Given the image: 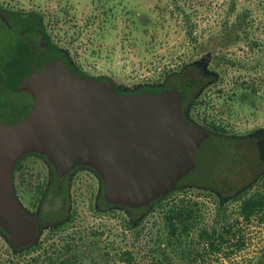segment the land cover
<instances>
[{
    "label": "rangeland",
    "instance_id": "rangeland-1",
    "mask_svg": "<svg viewBox=\"0 0 264 264\" xmlns=\"http://www.w3.org/2000/svg\"><path fill=\"white\" fill-rule=\"evenodd\" d=\"M232 3L233 0H0L6 10L41 13L48 34L66 50L71 63L93 78L113 80L123 93L164 84L165 75L170 71L191 61L207 60L217 81L197 91L199 104L192 107L190 116L198 115L201 122L196 124L206 131L207 126L211 127L210 123L215 122L222 128L217 132L242 144L244 151L240 149V154L233 157L226 146L219 148L207 140L202 143L196 168L174 190L177 199L191 195L200 201L204 211L202 224L189 237H181L183 247L202 244H198L201 225L213 220L218 208V196L212 190L190 184L199 183L195 180L225 183L227 179L226 183L242 187L245 184L243 176L248 182L253 181L263 165L256 156L255 138L253 142L249 137L264 130V11L260 9L259 0H237L235 11ZM243 12L250 14L247 13L246 22L241 23L238 16ZM237 35L240 40L235 38ZM10 37L0 20V63L14 45L15 39ZM222 37L232 40L228 42ZM252 41L253 47L249 44ZM256 88V93L251 92ZM27 104L23 92L0 98V121L16 120ZM204 119L206 121H202ZM239 161L241 164L237 165ZM50 171V163L41 155L25 156L15 168V192L29 212L41 214L47 209L57 212L61 208L64 196L53 199L47 190ZM46 190L47 198L44 196ZM65 197L67 209L58 216L63 220L67 218V222L56 228L52 223L59 217L44 220L38 238L41 247L29 255L21 254L16 257V262L49 264V257L57 250L66 259L72 258L86 247L85 244L97 240L117 251L130 247L136 254L135 264L155 262L153 252L158 238L167 231L162 221L165 208L149 214L137 230L126 229L124 219L127 214L119 208L106 206L103 184L99 176L88 169L75 173ZM172 201L173 198L169 205ZM51 203L54 206H49ZM41 205L42 210L39 209ZM238 205V202L230 204L227 213L230 219H235L237 212L234 209ZM235 225L237 236L245 239L242 250L227 245L224 252L215 254L202 249L203 255L198 256L195 263L257 264L264 249V220ZM173 240L177 244L180 239ZM160 247L163 249L165 245ZM233 249L234 253L225 254ZM172 250L170 258L179 264L189 263L188 259L180 258L177 246L168 252ZM14 254L0 233V263L4 264L1 258ZM78 264H92V261L84 259Z\"/></svg>",
    "mask_w": 264,
    "mask_h": 264
},
{
    "label": "water",
    "instance_id": "water-1",
    "mask_svg": "<svg viewBox=\"0 0 264 264\" xmlns=\"http://www.w3.org/2000/svg\"><path fill=\"white\" fill-rule=\"evenodd\" d=\"M0 18L9 24L4 10ZM22 92L28 101L23 114L0 121V228L14 247L35 244L40 235L14 188L24 156H44L60 180L77 167L90 168L102 180L107 203L136 209L174 191L196 168L210 136L187 117L178 89L119 92L113 80L82 75L62 59L33 69L0 98Z\"/></svg>",
    "mask_w": 264,
    "mask_h": 264
},
{
    "label": "trees",
    "instance_id": "trees-1",
    "mask_svg": "<svg viewBox=\"0 0 264 264\" xmlns=\"http://www.w3.org/2000/svg\"><path fill=\"white\" fill-rule=\"evenodd\" d=\"M259 3L262 4L260 9L264 11V0H259ZM236 5L237 0H233L231 7L234 8V11ZM0 9H3L2 4H0ZM16 11L18 12L14 13L24 18V22L30 30H34L36 26L42 29L43 33L46 35V42H48V47L46 48L47 55L45 60L41 61L39 58V53L36 52L32 45L28 42V37L26 39L25 37H22L21 34H18L17 32L12 33V31L8 29L11 37L15 39V42L7 56L2 58L0 63V89H18L22 79L26 77L33 69L38 68L42 64L55 58L64 60L67 66L76 72L87 77H92L71 63L68 60L66 50L55 43L53 39H51V36L48 34V29L44 23V17L41 13L38 11L27 13L20 10ZM245 13L246 14L243 12L238 16V20L241 23L246 22L248 14H250L249 12ZM235 38L240 40L241 37L237 35ZM224 39L228 42L232 40L230 37H222V40ZM249 44L251 47L254 46L253 41ZM198 62L199 61H191V63L185 64L179 69L170 71L167 73L168 75H165L163 82L164 84L161 83L154 84L149 87H142L139 91L142 92V90L147 88L150 92L157 93L162 89L167 88L178 89L183 96L182 103L186 107V114L188 118L194 123L201 122L199 117H197L198 115L194 114L196 121L194 120V115L190 116L192 107L196 104H199L198 100L196 99L197 91L213 84L215 81H217V77L215 73L208 67L209 65L207 60L203 61L205 66H202L203 64L198 65ZM98 78L107 79L106 77ZM115 89L118 91V88L115 87ZM256 91L257 88L251 90V92L254 93H256ZM202 121L206 120L204 119ZM210 124H212L211 127L207 126L206 128L210 133V136L206 140L216 143L219 148L226 146L234 155L233 157H235V154H240V149L243 150L242 144L236 143V141H234V139L230 136H225L222 133H218L217 131H221L222 128L219 125H216L215 122ZM249 138H251L253 142L255 138V143L257 145L256 156L260 163L263 164L261 165L260 172L254 177L253 181L248 182L246 176H243L245 180L243 179L242 182L245 184L242 187H240L239 184H232L230 182L226 183L227 179L225 183H220L216 180H211L209 182L195 180V182L199 183L190 184L191 186L212 190V192L218 196V208L216 209L217 218L215 216L213 220H208L207 223L201 225L202 228L198 234L200 242H198V244H202L199 247H196L197 245L195 247H183L181 244V237H189L197 228V226L202 224L203 220L205 219L203 215V207L201 206L200 201L193 199L191 195L183 196L180 197V199H177L178 196H175L174 191H172L168 195L159 199L156 203H152L151 206L136 209L123 207L120 205H111L107 203L103 197V200L108 208H119L127 214L124 219V225L126 229L130 230H137L143 224L145 218L149 214L154 213L156 209L165 208L162 215V221L166 226L167 231L163 237L158 238V244L155 246V251L153 252V255L155 256V262L151 264H179L175 261V259L170 258L169 254H172L173 250L170 253L168 252V250L174 246H177V248L180 249V258H182V260L188 259L189 263L184 264H196L195 261L197 260V257L203 255L202 249L209 253L219 254L224 252L229 246H236L237 251L244 248L246 244L245 239H243L244 237L241 235L237 236V232L234 231V227L236 226L235 224L238 222L264 220V130L261 129L257 131L253 137L250 136ZM251 140L249 139V141ZM21 160L22 159L19 160L18 164L21 162ZM232 160L234 163L235 159L233 158ZM239 164H241L240 161L237 165ZM186 179L187 178L182 179L178 186H180ZM231 184L233 185L232 187H230ZM172 198V204L169 205V201ZM233 202H238L239 204L237 209H234L237 212L234 220L230 219L231 216L227 214L229 206ZM168 205L170 207H166ZM66 209L67 208L65 207V210ZM61 226L62 225H60L59 222L55 227L60 228ZM175 238L180 239L177 244H175V240H173ZM228 242L233 243L227 244ZM161 244L165 245L163 249L160 247ZM41 245L42 243L37 241L30 249H28V251H23L21 254H29L30 251L37 250L38 247H41ZM85 245L86 247L80 249L81 252L72 258L66 259L63 256V253H60V250H57L54 254L51 253L52 256L49 257V264H78L84 259L92 261V264H135L136 254L130 247L125 250L120 249L117 251L114 247H109L108 245L103 244V242L100 240H97V242L93 244L89 242ZM227 245L228 247H226ZM228 251L225 252L227 256L231 253H234L235 249L229 253ZM46 253H48V251ZM157 254L159 258H157ZM17 263L20 264V262ZM257 264H264V249L259 255Z\"/></svg>",
    "mask_w": 264,
    "mask_h": 264
},
{
    "label": "flooded vegetation",
    "instance_id": "flooded-vegetation-1",
    "mask_svg": "<svg viewBox=\"0 0 264 264\" xmlns=\"http://www.w3.org/2000/svg\"><path fill=\"white\" fill-rule=\"evenodd\" d=\"M0 10H4L9 18V24L5 23L1 18L0 20L2 21V23L5 25V27L7 29H9L10 31H12V33L17 32L18 34H21L22 37H25L27 39L28 37V42L32 45L33 47V43L35 44V48L33 47V49L39 53V58L41 61L45 60L46 55H47V50L46 48L48 47V42H46L45 45H42V39L44 38L46 41V35L43 33L42 29L39 27H35L34 30H30L28 28V26L25 24L24 22V18H22L21 16L15 14L14 12H18L16 10H6L4 7L3 9ZM56 59H60V58H55L53 60ZM50 60V61H53ZM49 62V61H48ZM198 65H202L205 66V64L203 62H198ZM116 88L121 89V91L119 92H124V90L120 87H118L117 85H115ZM8 88H3L0 89V91L2 90H7ZM140 89H136V90H128V93H132V92H140ZM149 89H144L142 91H145ZM182 101H183V96H182ZM28 155H39L36 153H32V154H28ZM26 155V156H28ZM25 157V156H24ZM23 157V158H24ZM44 157V156H42ZM50 163V162H49ZM51 165V164H50ZM81 169H88V170H92L90 168L87 167H77L73 170H71L68 174L64 175L63 178L60 180L57 171L55 170V168L51 165V171H50V178L48 181V185H47V190L50 191V195L52 196L53 199H59L61 195H63V201H62V205L60 206L61 208H59L57 210V212H55L53 209H47L43 212H41V214H35L33 212H29L27 209H25V207L22 205V207L24 208V210L27 212V214L33 219L34 223H36L37 226V233L39 234V232L41 233V231L43 230V222L44 220L50 221V219L53 218H58L59 216V212L62 215L63 211L65 210V207L67 206L68 200L67 197H65L66 195V190L68 188V185L71 184L73 177L75 175V173ZM100 181L102 182L101 178L99 177ZM56 183V185L54 184ZM44 193V196L47 198V196ZM48 195V194H47ZM104 197V195H103ZM19 200V199H18ZM20 202V201H19ZM21 203V202H20ZM49 206H54L52 205V203ZM40 210H42V205L39 207ZM39 210V212H40ZM38 212V213H39ZM58 214V215H57ZM56 215V216H55ZM60 220L57 219V221L53 222L52 225H54V227L60 222V225H63L65 221H67L68 219L66 218L65 221L61 218V216L59 217ZM49 224V223H48ZM0 233L1 235L4 237L5 241L7 243H9L11 250L13 251L14 256L11 257H6V258H1V260L4 261V264H18L16 262V257L20 256V254L23 251H28V249H30L32 247L33 244L24 246V247H14L12 245V243L9 240L8 235L0 228ZM32 251H30L31 253ZM29 253V254H30ZM28 254V255H29ZM27 255V254H26ZM31 260V259H30ZM21 264V261H19ZM2 263V262H1ZM0 263V264H1ZM26 264H32V263H26Z\"/></svg>",
    "mask_w": 264,
    "mask_h": 264
}]
</instances>
